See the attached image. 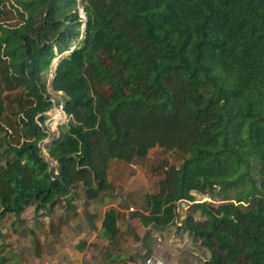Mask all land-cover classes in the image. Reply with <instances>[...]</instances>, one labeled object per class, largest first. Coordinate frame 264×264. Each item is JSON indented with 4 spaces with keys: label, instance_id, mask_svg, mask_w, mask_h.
Here are the masks:
<instances>
[{
    "label": "trees",
    "instance_id": "trees-1",
    "mask_svg": "<svg viewBox=\"0 0 264 264\" xmlns=\"http://www.w3.org/2000/svg\"><path fill=\"white\" fill-rule=\"evenodd\" d=\"M8 5L19 21L0 20V224L110 195L113 159L161 147L182 162L163 165L141 224L171 227L187 201L176 228L210 252L204 264H264V0H0V19ZM60 54L51 87L68 121L47 150L65 183L41 146L62 104L47 79ZM119 219L104 215L101 264H128Z\"/></svg>",
    "mask_w": 264,
    "mask_h": 264
},
{
    "label": "rangeland",
    "instance_id": "rangeland-1",
    "mask_svg": "<svg viewBox=\"0 0 264 264\" xmlns=\"http://www.w3.org/2000/svg\"><path fill=\"white\" fill-rule=\"evenodd\" d=\"M14 2V0H10ZM1 22L5 24H16L19 21V16L17 15L14 8L8 5L7 14L1 17ZM66 52L65 54H67ZM65 54H60L54 59L53 68L47 74L48 86L50 93L56 101H60L62 104L60 107L52 109L47 113L46 125L49 128L50 136L41 142L43 149V155L46 160L57 164L52 157L49 155L47 150V145L52 141L53 138L60 136V126L68 121V116L64 111L65 106V96L63 92H55L52 87V80L54 77V69L59 61V59ZM58 110L55 112V110ZM121 163L130 165V163L124 161H113V163ZM182 159L174 152L167 151L161 147H155L150 150L147 158L136 160L134 163L139 166L140 169L145 171V177H142L138 183L131 182L128 179L122 181L125 183V187H119L115 184L114 188L118 191L115 195L116 198H120L123 203L127 205V210L124 211V215L121 221V226L126 228V215H133L134 230L139 229V222L137 212L146 211V200L145 193L154 192L158 188V181L162 176L163 165L166 163L179 165ZM143 175V174H142ZM126 177V175H124ZM124 177L122 179H124ZM143 183V184H142ZM147 184V185H146ZM145 185V187H144ZM81 194H83L81 192ZM84 196V195H83ZM196 198L199 200H208L209 196L207 194L196 193ZM82 203L84 201H81ZM62 205V204H61ZM59 205L58 210L63 208V205ZM134 206L135 211L129 210V206ZM189 212V204L186 202L179 208V218L178 221H183ZM32 214H35L34 207H29L23 213L25 216V222L22 224L17 220L15 214H8L4 220L1 222V230L4 233L0 237V257L2 255L11 257L14 253L15 259H13V264H37L38 256L35 246V239L32 232L28 230L30 228L27 226V220L31 219ZM198 219L202 217L197 215ZM176 225L171 227L160 229L157 235H152L151 232L145 234L144 238L136 237L131 230L127 233L125 230L120 236L119 249L117 250L120 255L125 258L128 264H148L147 259L150 256H156V258L163 259L165 264H204V262L210 257V252L196 241L188 233H182L178 231ZM17 227V230L14 228ZM27 231V234H23V231ZM131 238V243L128 239ZM104 257V255H103ZM16 258L20 259L16 261ZM103 260V258H102ZM7 264H11L8 262Z\"/></svg>",
    "mask_w": 264,
    "mask_h": 264
},
{
    "label": "crops",
    "instance_id": "crops-1",
    "mask_svg": "<svg viewBox=\"0 0 264 264\" xmlns=\"http://www.w3.org/2000/svg\"><path fill=\"white\" fill-rule=\"evenodd\" d=\"M113 161L119 160L113 159L109 169V180L114 186L117 184L124 188L126 185L122 181H126L128 177L132 183L135 181L138 183L142 177H145V171L137 164L126 165L120 162L113 163ZM125 189L129 188L125 187ZM117 193L115 189L112 194L93 200L81 196L70 209L63 207L58 210V205L54 210L45 212L43 215L32 214L31 219L27 220V226L34 235L36 250H38L37 257L40 256L37 264H101L104 262L102 258L109 242L101 234L102 222L106 211L111 207L117 208L120 212L118 224L121 234L124 230L127 233L132 230L137 238H144L148 232L157 235L159 229L142 225L138 218L139 229L135 231L134 216L129 214L126 215V228L121 226L127 205L120 198H116ZM128 209L135 211L132 205ZM22 215L18 220L20 224L26 219ZM14 229L17 230V227ZM23 234H27V231H23ZM128 242L131 243V238ZM13 255L14 253L11 254V259H15ZM19 260L16 258V261Z\"/></svg>",
    "mask_w": 264,
    "mask_h": 264
},
{
    "label": "water",
    "instance_id": "water-1",
    "mask_svg": "<svg viewBox=\"0 0 264 264\" xmlns=\"http://www.w3.org/2000/svg\"><path fill=\"white\" fill-rule=\"evenodd\" d=\"M45 162H47L50 166L49 169V173L51 175V177L53 179H60L61 181H63L65 183V180L63 178V176L60 174V172L58 171V166L57 164L53 163V162H49L48 160H46ZM74 192L71 191V193L67 196H65L66 198H71L73 196ZM177 224V218H175L172 222V225H176Z\"/></svg>",
    "mask_w": 264,
    "mask_h": 264
},
{
    "label": "built area",
    "instance_id": "built-area-1",
    "mask_svg": "<svg viewBox=\"0 0 264 264\" xmlns=\"http://www.w3.org/2000/svg\"><path fill=\"white\" fill-rule=\"evenodd\" d=\"M187 201H179V208L181 205L185 204ZM188 203V202H187ZM147 263L148 264H165V262L163 261V259L161 258L158 259L156 258V256H150L148 259H147Z\"/></svg>",
    "mask_w": 264,
    "mask_h": 264
},
{
    "label": "bare ground",
    "instance_id": "bare-ground-1",
    "mask_svg": "<svg viewBox=\"0 0 264 264\" xmlns=\"http://www.w3.org/2000/svg\"><path fill=\"white\" fill-rule=\"evenodd\" d=\"M58 110L56 109L55 112H57Z\"/></svg>",
    "mask_w": 264,
    "mask_h": 264
}]
</instances>
